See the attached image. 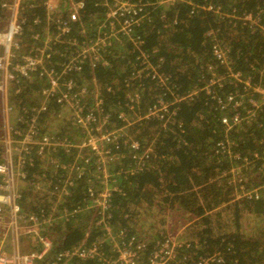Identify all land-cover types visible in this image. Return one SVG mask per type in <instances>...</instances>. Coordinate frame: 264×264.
I'll list each match as a JSON object with an SVG mask.
<instances>
[{
  "label": "built area",
  "instance_id": "obj_1",
  "mask_svg": "<svg viewBox=\"0 0 264 264\" xmlns=\"http://www.w3.org/2000/svg\"><path fill=\"white\" fill-rule=\"evenodd\" d=\"M92 2L103 12L98 19L94 14L86 18L85 0H0V264H187L186 256L180 258L182 249L190 248L183 238L164 237L144 259L147 243L136 237L125 243L123 238L130 229H116L112 216L106 213L113 193L121 191L117 177L156 166V139H136L127 130L146 120L156 123L154 132L168 130L176 112L172 107L203 94L216 106L226 133L214 147L215 154L232 160L223 179L239 184L244 181L243 169H253L257 162L258 172L264 173V146L251 159L234 151L237 146L229 136L256 124L257 117L263 115L264 69L259 72L258 84L235 71L228 50L210 31L211 61L201 64L206 81L193 91L177 95L170 78L159 75L151 56L144 54L133 39L134 28L145 21L149 8L162 5L187 3L192 5V13L199 9L219 15L221 9L197 6L191 0ZM240 20L252 31L259 29L264 34V26L251 16ZM124 37L134 42V52H141L132 62L137 68L132 78L123 80L124 87L136 91L149 78L151 88L145 86L143 92H152L154 103L146 114L134 111V116L123 118L121 113L119 118L124 123L116 127L102 86L95 80L87 85L81 79L87 69L108 66L106 53ZM124 58L131 63L129 57ZM227 83L234 90L221 95ZM121 85L122 81L109 83L106 91L115 93ZM142 93L129 98L133 108L141 102ZM256 125L264 133V122ZM69 131H81L84 137L75 138ZM80 179L89 182L90 198L84 207L72 206L67 200ZM259 185L256 199L260 191L264 192V179ZM145 211L139 210L136 219L128 213L124 218L138 225ZM85 213L93 217L89 234L66 248L67 224ZM91 236L96 239L89 242ZM191 260L194 264L216 263L212 257Z\"/></svg>",
  "mask_w": 264,
  "mask_h": 264
},
{
  "label": "trees",
  "instance_id": "obj_2",
  "mask_svg": "<svg viewBox=\"0 0 264 264\" xmlns=\"http://www.w3.org/2000/svg\"><path fill=\"white\" fill-rule=\"evenodd\" d=\"M85 1L86 18L89 15L93 17V14L96 19L102 16L103 12L97 14L99 8L94 7V0ZM130 1L133 4L146 2ZM191 1L197 6L220 8L222 15L199 9L192 13V5L187 3L162 5L152 10L149 8L150 11L145 13V21L134 28L133 39L139 43L144 54L151 56L153 64L158 66L159 75L170 78L177 95L188 93L194 87L202 85L207 78L204 65L201 64L211 61L212 40L208 33L213 31L228 50L233 69L252 78V82L260 83L259 72L264 69V34L259 29L252 32L253 28L249 24H243L240 19L248 15L258 25L264 26V0ZM232 14L240 19H231ZM133 44L132 40L124 37L122 43L114 44L106 53L108 66L98 65L93 71L87 69L81 79L87 85L95 80L102 86L105 104L111 114L112 124L116 127H121L124 123L119 118L121 113H124L123 118L134 116V111L146 114L154 103L152 95L148 91L143 92L145 86L151 88L149 78L144 79V87H139L136 91L124 87L125 81L128 82L133 76L132 72L137 69L132 67L134 58L141 55L139 51L134 52ZM125 56L132 60L131 63L128 64ZM123 66H127V69ZM219 69L223 71L220 67ZM117 81H122L121 89L115 93L107 92L109 83ZM233 90V85L227 83L223 91L220 90V94ZM136 92L143 93L141 102L133 108L129 98ZM168 96L165 99L171 100ZM172 109L176 110L172 116L175 126L170 124L168 130L162 128L161 131H152L154 126L156 128V123L150 120L127 130L136 139H156V166L136 175L117 177L115 181L121 191L113 193V199L108 203L106 211L112 216L113 226L116 229H130V233L123 238L125 243L128 244L132 237L147 243L146 253L142 254L145 259L169 234L164 229L155 231L152 235L142 234L135 221L128 223L124 215L128 213L131 219H136L142 208L149 211L155 205L162 207L163 204L169 205L171 201L199 218L181 233L180 238L190 246L183 248L180 255V258L187 257V264H194L192 257H212L216 259L215 264H264V192L260 191V198L257 199L254 196L250 199L245 196L242 200L224 205L226 207L218 206L219 203L223 205L230 201V195L227 198L225 196L232 192L233 187L226 184V180H217L218 177L225 178L224 172H230L228 169L232 160L228 156L223 158L215 154L216 143L222 141L226 135L218 120L216 106L212 105V100L206 95L200 94L193 101L179 103ZM261 114L263 115L257 117L256 124L264 122V112ZM256 124L241 129L238 134L229 135L237 146L234 151H239L246 157L250 156L251 159L254 152L264 146V133ZM126 165L127 162L123 167ZM259 169L260 162L253 169L245 171L244 168L242 179L248 181L239 182V185L249 184L248 191L252 187L258 188L264 179V176L259 177L260 174L264 175L258 172ZM91 180L95 181L96 178ZM75 185L71 198H67L68 204L84 207L90 198L88 179L77 180ZM157 198L163 203H156ZM32 204L33 207L36 206L35 203ZM223 213H229L233 221L223 220ZM244 216L249 221V227L246 228H242ZM90 217L91 213H85L67 224L64 231L66 248L87 237ZM88 239L91 242L96 237L91 236Z\"/></svg>",
  "mask_w": 264,
  "mask_h": 264
},
{
  "label": "rangeland",
  "instance_id": "obj_3",
  "mask_svg": "<svg viewBox=\"0 0 264 264\" xmlns=\"http://www.w3.org/2000/svg\"><path fill=\"white\" fill-rule=\"evenodd\" d=\"M102 10H99L97 12L98 15H100ZM236 18V16H235ZM254 32V31H252ZM140 71H137L136 74H139ZM134 79H138V77H134ZM152 92H150L151 94ZM71 133L75 134V138H83L84 135L81 131L74 132L69 131ZM257 175V174H255ZM264 175L260 174L259 177L262 178ZM253 177V176H252ZM217 180H220L224 182L223 178H217ZM244 181H248V179H244ZM95 182H93L94 184ZM226 184L233 187V190L230 194L226 195L225 197L229 196V202H225L223 205L218 204L220 207H226L224 205L229 204L235 200H242L245 196L252 197L256 196L257 188L249 189L247 188L250 186L249 184L246 186H239V184H236L233 181H226ZM243 189V190H242ZM160 197V196H158ZM221 198V197H220ZM250 199V198H249ZM156 203H163L160 198H157ZM169 205H166L162 207H158L157 205L154 206V209L146 210L145 211V218H141L138 223V230L142 234H149L152 235L155 231H162L163 229L166 230L172 238H179L181 237V233L190 225L193 224V222L199 220L197 216L192 215L190 212H186L178 203H168ZM223 220L229 219V221H233V218L230 216L229 213H223ZM93 218V217H92ZM91 220V219H90ZM89 220V221H90ZM251 220V218H250ZM253 221V220H252ZM249 221L246 216L242 219V228L249 227ZM234 225V224H233Z\"/></svg>",
  "mask_w": 264,
  "mask_h": 264
}]
</instances>
